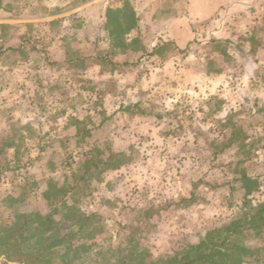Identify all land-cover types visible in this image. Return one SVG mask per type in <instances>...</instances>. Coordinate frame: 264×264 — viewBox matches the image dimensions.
I'll use <instances>...</instances> for the list:
<instances>
[{
  "label": "rangeland",
  "instance_id": "1",
  "mask_svg": "<svg viewBox=\"0 0 264 264\" xmlns=\"http://www.w3.org/2000/svg\"><path fill=\"white\" fill-rule=\"evenodd\" d=\"M111 9L137 29L113 36ZM180 15L182 51L163 40ZM53 184L92 221L50 264L165 261L264 202V0H0V237L21 223L39 246L57 209L76 232ZM240 242L264 264V232Z\"/></svg>",
  "mask_w": 264,
  "mask_h": 264
},
{
  "label": "trees",
  "instance_id": "2",
  "mask_svg": "<svg viewBox=\"0 0 264 264\" xmlns=\"http://www.w3.org/2000/svg\"><path fill=\"white\" fill-rule=\"evenodd\" d=\"M107 20L110 25L116 28L111 31V34L120 33L122 36H128L138 27V19L134 11H127L126 9L109 10L107 13ZM126 26V29L123 28ZM158 50L154 51V54ZM108 164V163H107ZM123 165H112L109 169H117ZM245 194L251 195L253 192L259 190V186L250 177L243 175ZM77 190V185L70 189H60L56 184L50 187L47 198L58 200L63 195L61 205L67 208V212L63 215L64 220L71 222V225L78 226V230L64 231L62 229H53L55 210L53 213L47 215L50 225L46 226L40 232L38 245L33 247L27 242L33 239V235L28 236L29 230L25 224L18 223L14 227L9 228L5 234L0 237V254L7 257L8 260L18 261L21 264H50V252L54 248L65 246L71 242L77 235L80 234L85 227L91 223L92 216L78 214L75 208L68 206V198L74 191ZM193 195L191 199L183 198L181 202H193ZM180 202V203H181ZM24 219V217H23ZM74 221H77L74 222ZM27 223V222H26ZM40 226L37 228L39 229ZM247 230H254L259 233L264 232V202L258 203L256 206H251L240 218L231 220L230 222L209 231L203 239L197 243L188 246L182 251L176 252L173 256L168 257L167 260H153L144 252L138 253L136 246L127 249L126 254H120L122 258L116 264H244L250 254V248L240 242V238ZM35 235V234H34ZM25 243V245H23ZM17 247V249H13ZM84 251L89 247L82 245L80 247ZM68 249H71L68 247ZM15 250V251H13ZM79 251V249L77 250ZM139 259L138 258H141ZM152 257V256H151Z\"/></svg>",
  "mask_w": 264,
  "mask_h": 264
},
{
  "label": "crops",
  "instance_id": "3",
  "mask_svg": "<svg viewBox=\"0 0 264 264\" xmlns=\"http://www.w3.org/2000/svg\"><path fill=\"white\" fill-rule=\"evenodd\" d=\"M191 2V7H193V5L195 4V0H190ZM222 4V3H220ZM255 4V2H254ZM231 9L235 6L231 5L230 6ZM229 8V7H228ZM255 8H261L260 5L255 4ZM216 9V8H215ZM217 10V9H216ZM193 13V11H192ZM231 12L228 14L230 15ZM191 17L197 21V20H205L203 18H194L193 14L191 15ZM183 17L180 15L178 16V18H174L170 21H168L167 25L168 28L165 29V32L167 34V36L169 37V39H163L164 42H170L172 41L174 43V45L176 46L177 50L182 51L184 50L186 47H188L193 41L194 38L196 37V33L193 31V28L191 26V23L186 22L182 19ZM228 20L230 21V16H228ZM186 25V26H185ZM181 26H185L184 28V32H181V30H179L178 28ZM214 34H218V32H214ZM159 37H163L162 35H159ZM164 38V37H163ZM191 68V67H190ZM195 70L192 68L190 70V73L193 74Z\"/></svg>",
  "mask_w": 264,
  "mask_h": 264
},
{
  "label": "water",
  "instance_id": "4",
  "mask_svg": "<svg viewBox=\"0 0 264 264\" xmlns=\"http://www.w3.org/2000/svg\"><path fill=\"white\" fill-rule=\"evenodd\" d=\"M10 263V262H9ZM10 264H16V263H10Z\"/></svg>",
  "mask_w": 264,
  "mask_h": 264
}]
</instances>
